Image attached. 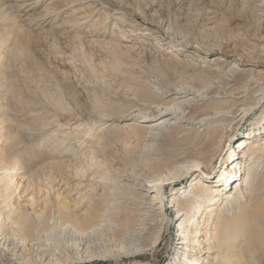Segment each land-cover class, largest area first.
Returning a JSON list of instances; mask_svg holds the SVG:
<instances>
[{
  "label": "rangeland",
  "instance_id": "374dc122",
  "mask_svg": "<svg viewBox=\"0 0 264 264\" xmlns=\"http://www.w3.org/2000/svg\"><path fill=\"white\" fill-rule=\"evenodd\" d=\"M253 1L82 0L84 4L76 0L2 1L11 20L5 24L0 21V85L3 83L0 102L3 100L8 109L9 135L16 134L18 123L26 127L22 156L15 157L22 164L24 175L31 176L23 193L26 218L34 222L35 215L41 212L46 221L43 231L35 229L32 235L8 233L11 239L24 243L27 264H39L43 248L68 259L61 264L173 262L177 252L175 223L162 225L155 248L117 259L123 252L119 248L113 257L97 251L95 257L75 259L79 252L67 235L59 230L48 236L43 232L52 228L51 219L55 225L64 223L60 219L63 206L76 212L85 210L88 204L102 208L106 204L102 200L112 199V186L102 182L105 178L115 180L121 191L130 190L135 177L165 175L167 167L178 162L183 165L204 152L216 171L209 178L215 180L229 161L239 160V145L246 138L248 120L237 126L236 122H222L218 117L197 135L180 138L175 129H169L147 141L139 138L141 132L126 125L153 120L152 103L159 92L172 85L199 88L208 98L206 106L194 109L192 114L234 113L237 107L224 99L217 101L216 97L229 92L242 95L241 87L247 80L264 83L261 53L264 20L251 11ZM88 4L92 7L82 9ZM80 16H88L84 24H80ZM172 55L177 61L190 60L198 66L190 70L172 66L173 61L168 60ZM83 56L88 66L81 63ZM212 60H217L218 72L208 69ZM231 67L235 68V74H226ZM8 90L20 96L23 105L7 99ZM105 124L109 128L100 131ZM61 138H68L64 145L59 141ZM69 143L76 146L73 149L78 154L66 151ZM87 151L94 155L93 165L83 155ZM239 171L235 169L228 178L237 181L241 177ZM189 183L190 179L183 178L174 185V191H182ZM38 233H41L39 241L35 240ZM152 233L144 235V245L150 243ZM198 239L202 242L203 237ZM33 240L39 243L33 245ZM23 260L0 247V264H24Z\"/></svg>",
  "mask_w": 264,
  "mask_h": 264
},
{
  "label": "bare ground",
  "instance_id": "6f19581e",
  "mask_svg": "<svg viewBox=\"0 0 264 264\" xmlns=\"http://www.w3.org/2000/svg\"><path fill=\"white\" fill-rule=\"evenodd\" d=\"M2 1L0 0V21L2 20L1 23L5 24L11 20V16L8 14L9 11L6 12L4 9ZM76 1L84 4L82 0ZM90 7L92 4L82 9ZM251 8L256 17L264 20V0L253 1ZM87 18L88 16L79 18L82 22L79 23L84 24ZM17 48L19 50V46ZM261 53L264 54V47ZM17 55L20 56V54ZM168 60L173 61L172 66H180L188 70L198 66L190 60L177 61L175 55ZM80 61L88 66V60L84 56L80 58ZM178 62L183 63L178 64ZM216 63L217 60H212L208 69L218 72L215 68ZM226 74L234 75L235 68H229ZM241 91L242 95L241 92H229L216 97L217 101L224 99L228 104L237 107L234 113L223 112L218 116H209L200 113L192 114L194 109L205 107L208 102V98L202 95L199 88L172 85L165 92H159L156 102L152 103L155 111L153 120L132 121L126 125L129 129L134 128L135 132H141L138 134L139 138L154 140L168 132L169 129H175L180 134L178 135L180 138L197 135L204 132L212 120L218 117H221L222 122H236L237 126L248 120L249 123L245 128L246 138L239 145L241 149L239 160L229 161L227 168L217 176L218 178L215 180L209 178V175L213 177L216 171L213 170V166H210L209 159L204 152L197 153L198 158L191 159L183 165H178L180 164L178 162L176 167H167L165 175L146 176L142 179L135 177L129 186L130 190L121 191L116 186L118 183L115 180L105 178L102 182L112 186L110 191L112 199L102 200L101 202H106L102 208L88 204L86 209L80 212L63 206L60 209V219L64 223L55 225V221L51 219L52 228H47L46 230L49 231L44 230L46 233L43 232V234L48 236L56 234L58 230L62 231V234L67 235L73 241L72 247L79 252L75 259H89L96 255L97 251H105L106 254L112 256L119 248L123 252L120 256H116L117 259L124 255L135 256L155 248L160 241L162 225L165 223L169 226L175 223L177 224L175 246L177 252L170 264H264V83L247 80L242 84ZM6 96L16 105H23L21 97L13 94L11 90H8ZM2 102H0V247L10 252L12 256L25 259L23 262L27 264L29 258L24 252V243L21 240L18 243L17 240L11 239L8 233L13 231L17 234L32 235L35 229L43 231L46 221L41 212L35 215L34 222L29 221L23 210V193L28 189L31 176L24 175L22 164L16 159L20 158L23 153L22 144L26 127L18 123L15 126V135L7 133L10 119L6 113L8 109ZM145 106L147 107V105L142 107ZM140 122L146 123L141 125ZM108 128L109 125L105 124L99 129L102 131ZM64 140L66 139H59L61 144ZM71 144L69 143L66 151L73 150L77 153L78 150L73 149L76 146ZM214 148L221 147L216 148L215 146ZM83 155L90 159L91 165L96 161L91 151ZM219 158L221 162L223 157ZM60 165L63 166L64 163ZM235 169H239L241 175L237 181L228 178V175ZM179 171L182 174L177 176L176 173ZM183 178L190 179V183L184 189L182 188V191L175 192L174 185ZM14 198H16L15 203L12 202ZM124 216L125 218H122ZM6 225L12 226L13 230L6 229ZM149 231H153L149 238L150 243L144 245L143 237ZM38 234L40 235H37L35 240L39 241L41 233ZM200 236L203 237L202 242L198 239ZM35 240H33V245L39 243L37 241L34 243ZM194 246H197V249H194ZM40 252L39 264L68 262L66 257L58 256L50 248H43Z\"/></svg>",
  "mask_w": 264,
  "mask_h": 264
}]
</instances>
